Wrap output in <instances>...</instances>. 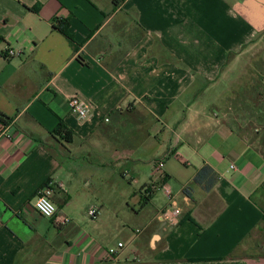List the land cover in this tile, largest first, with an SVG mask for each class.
Segmentation results:
<instances>
[{"label": "crops", "instance_id": "crops-1", "mask_svg": "<svg viewBox=\"0 0 264 264\" xmlns=\"http://www.w3.org/2000/svg\"><path fill=\"white\" fill-rule=\"evenodd\" d=\"M0 111V264H264V0H0Z\"/></svg>", "mask_w": 264, "mask_h": 264}, {"label": "built area", "instance_id": "built-area-1", "mask_svg": "<svg viewBox=\"0 0 264 264\" xmlns=\"http://www.w3.org/2000/svg\"><path fill=\"white\" fill-rule=\"evenodd\" d=\"M9 55L15 54L14 51H8ZM68 107L70 112L73 113L78 119H84L88 116L89 105L82 101L79 97H71L68 100ZM106 120H108L106 118ZM165 155L155 159L152 163V169L154 172H160L164 167ZM233 167V166H232ZM150 189V188H149ZM168 197H170L169 190L166 189ZM51 189L49 187L40 191L33 201L34 209L43 217L53 218L56 214V206L50 198ZM101 213V209L97 206H92L87 210V215L91 220L96 219ZM180 215V208L176 205L174 200H171L169 205L162 211L161 216L165 223L174 225L178 222ZM64 219L63 221H65ZM139 232V231H138ZM123 247V243L119 242L115 247H109L105 253V261L114 260L120 249Z\"/></svg>", "mask_w": 264, "mask_h": 264}, {"label": "trees", "instance_id": "trees-1", "mask_svg": "<svg viewBox=\"0 0 264 264\" xmlns=\"http://www.w3.org/2000/svg\"><path fill=\"white\" fill-rule=\"evenodd\" d=\"M53 26L56 30H58L60 33L64 34L68 39L71 40V34L69 32V20L68 19H60V18H55ZM0 122L4 125H6L9 122V119L7 118L4 113L0 111ZM60 131L63 130V128L59 129ZM65 131V130H64ZM215 181V174L213 171L205 167L202 169L199 173L196 174V176L193 179V183H206V188H209L213 182ZM263 188V187H262ZM149 199V195H145V202Z\"/></svg>", "mask_w": 264, "mask_h": 264}, {"label": "rangeland", "instance_id": "rangeland-1", "mask_svg": "<svg viewBox=\"0 0 264 264\" xmlns=\"http://www.w3.org/2000/svg\"><path fill=\"white\" fill-rule=\"evenodd\" d=\"M117 183H119L120 185H116L118 188L123 186H129L128 182H126L123 178H121V176L119 174H117ZM114 185L113 181H111V183H107L106 184V189L110 190L111 186Z\"/></svg>", "mask_w": 264, "mask_h": 264}]
</instances>
